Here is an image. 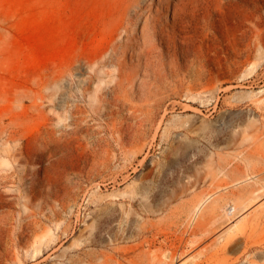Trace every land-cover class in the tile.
<instances>
[{
	"label": "rangeland",
	"instance_id": "374dc122",
	"mask_svg": "<svg viewBox=\"0 0 264 264\" xmlns=\"http://www.w3.org/2000/svg\"><path fill=\"white\" fill-rule=\"evenodd\" d=\"M0 264H264V0H0Z\"/></svg>",
	"mask_w": 264,
	"mask_h": 264
}]
</instances>
